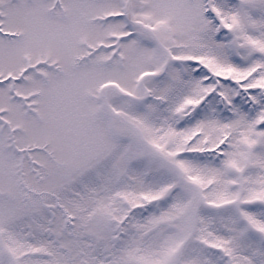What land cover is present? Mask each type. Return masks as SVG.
Segmentation results:
<instances>
[{
  "label": "snow or ice",
  "instance_id": "6c2138e0",
  "mask_svg": "<svg viewBox=\"0 0 264 264\" xmlns=\"http://www.w3.org/2000/svg\"><path fill=\"white\" fill-rule=\"evenodd\" d=\"M0 264H264V0H0Z\"/></svg>",
  "mask_w": 264,
  "mask_h": 264
}]
</instances>
